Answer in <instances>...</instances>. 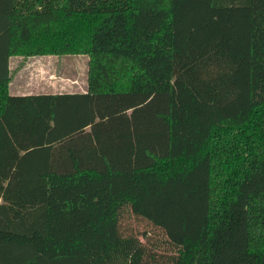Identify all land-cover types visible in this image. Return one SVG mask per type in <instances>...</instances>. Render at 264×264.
Instances as JSON below:
<instances>
[{
  "label": "trees",
  "instance_id": "obj_1",
  "mask_svg": "<svg viewBox=\"0 0 264 264\" xmlns=\"http://www.w3.org/2000/svg\"><path fill=\"white\" fill-rule=\"evenodd\" d=\"M71 55L84 93H9ZM0 264H264V0H0Z\"/></svg>",
  "mask_w": 264,
  "mask_h": 264
},
{
  "label": "rangeland",
  "instance_id": "obj_2",
  "mask_svg": "<svg viewBox=\"0 0 264 264\" xmlns=\"http://www.w3.org/2000/svg\"><path fill=\"white\" fill-rule=\"evenodd\" d=\"M36 63L26 66V62L13 64L11 72V87L15 86L17 72L20 71L23 94H38L49 91L59 93L78 92L79 86H86L88 57L74 56H47ZM52 82V84H51ZM48 85V86H46ZM53 85L54 88H51ZM46 87V88H45ZM15 90V88H14ZM119 229L124 236H136L149 251L156 252L163 257L170 254V249L165 244L163 233L152 226L148 221L124 212L121 216Z\"/></svg>",
  "mask_w": 264,
  "mask_h": 264
},
{
  "label": "crops",
  "instance_id": "obj_3",
  "mask_svg": "<svg viewBox=\"0 0 264 264\" xmlns=\"http://www.w3.org/2000/svg\"><path fill=\"white\" fill-rule=\"evenodd\" d=\"M50 58H52V57L50 56ZM44 59H48V57L47 56H37V57H30V58H23V57H18V56L17 57H11L9 60V69L12 72L13 71V67H12L13 64L19 65L22 62H26V66H27L31 63H36V62L38 63L39 61L44 60ZM16 77L18 80H16V83H15V86L13 87V90L11 87V85H12L11 81L9 83V93L11 95H14V96L26 95V94L22 93L23 91L19 90V87L21 86L20 71L17 72ZM86 79H87V74H86ZM51 84H52V82H51ZM46 86H48V85H46ZM14 88H15V90H14ZM51 88H54L53 85H51ZM86 89H87V80H86V86L81 85V88L79 86V89L77 90L78 92H72V93H84L86 91ZM38 94H52L53 95V94H57V93L54 91H49V92H45V93L43 92V93H38ZM27 95H30V94H27Z\"/></svg>",
  "mask_w": 264,
  "mask_h": 264
}]
</instances>
